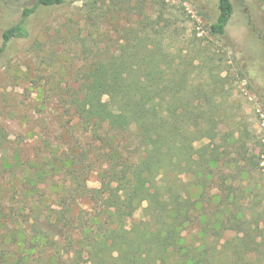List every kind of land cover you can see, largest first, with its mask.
Instances as JSON below:
<instances>
[{
    "label": "trees",
    "instance_id": "1",
    "mask_svg": "<svg viewBox=\"0 0 264 264\" xmlns=\"http://www.w3.org/2000/svg\"><path fill=\"white\" fill-rule=\"evenodd\" d=\"M33 1L4 30L0 58L10 41L29 35L25 21L39 5L64 2ZM235 9L234 0H216L210 33L224 36ZM140 16L121 51L92 55L70 86L72 124L81 125L85 140L71 134L62 142L67 138L59 134L62 151L44 140L40 153L49 154L20 181L33 187L27 204L40 207L2 210L8 241L0 232V264H262L264 243L250 235L242 197L223 176L220 162H228L205 141L217 125L212 96L182 65L171 24ZM239 140L236 166L246 173L252 158ZM93 174L96 187L88 184ZM49 185L51 206L45 203ZM190 186L203 193L192 194ZM144 203V216L135 221ZM19 215L16 231L7 222Z\"/></svg>",
    "mask_w": 264,
    "mask_h": 264
},
{
    "label": "rangeland",
    "instance_id": "2",
    "mask_svg": "<svg viewBox=\"0 0 264 264\" xmlns=\"http://www.w3.org/2000/svg\"><path fill=\"white\" fill-rule=\"evenodd\" d=\"M139 1L142 7L138 9ZM215 3L216 0H64L60 5H39L26 18L29 35L10 41L0 58V232L4 241L8 238L2 210L12 205L22 213L27 205L40 207L34 202L27 204L25 198L33 195V187L25 189L20 181L26 175L33 176L39 158L49 154L40 153L44 140L53 141L60 151L64 146L60 147L56 138L59 134L67 138L62 142L68 141L71 134L85 140L81 125L72 124L76 121L68 109L70 86L92 55L105 49L121 51L123 38L135 27L140 12L142 18L149 16L161 24H171L168 33L175 41L174 50L181 49L182 65L194 70L196 85L212 96L217 125L205 141L228 162V167L220 162L223 176L228 174L225 177L233 180L242 197L250 235L257 234V240L264 243V3L234 0L236 9L222 37L209 31ZM33 5V0H0V46L4 30L20 21L24 7ZM237 137L240 140L236 143L252 158L246 173L239 172L236 166ZM12 165L15 172L11 174ZM89 178V186H98L94 174ZM211 186V193L216 192V184ZM188 189L195 195L203 193L201 186ZM205 192L208 194V190ZM53 193L54 187L50 186L49 200L45 202L48 206L53 203ZM145 206L146 203L136 212L135 221L144 216ZM20 219L19 215L7 226L21 230ZM258 257L264 264V254Z\"/></svg>",
    "mask_w": 264,
    "mask_h": 264
}]
</instances>
